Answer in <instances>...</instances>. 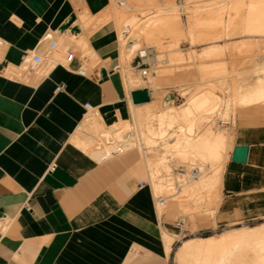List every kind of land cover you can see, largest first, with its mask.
Instances as JSON below:
<instances>
[{"label":"crops","instance_id":"1","mask_svg":"<svg viewBox=\"0 0 264 264\" xmlns=\"http://www.w3.org/2000/svg\"><path fill=\"white\" fill-rule=\"evenodd\" d=\"M110 2L0 0V264H171L174 258L175 232L184 230L185 218L176 225L181 210L171 199L157 213L138 150L96 158L72 141L82 134L84 103L111 127L148 102L133 103V91L150 96L144 86L124 84L116 21L103 20ZM49 41L58 64L47 74L25 80L5 74ZM80 66L84 75L76 72ZM256 107L235 110L209 226L264 218V119ZM235 145L248 147L245 162L231 160ZM166 232L176 235L169 249Z\"/></svg>","mask_w":264,"mask_h":264},{"label":"bare ground","instance_id":"2","mask_svg":"<svg viewBox=\"0 0 264 264\" xmlns=\"http://www.w3.org/2000/svg\"><path fill=\"white\" fill-rule=\"evenodd\" d=\"M110 1L112 5L111 9L109 7L111 13L109 15H105L103 20L112 17L116 21L118 28L117 32L122 29V32H119L122 36L120 43V52L122 57L124 56L123 54L126 53L124 50L125 41L130 37V29L132 27L134 30L136 29V35H142L144 39L152 41L158 40L157 34L160 33V31L165 34L167 33V36L169 34L170 37L175 38H178L183 34V31L181 30L182 28L179 26V16L173 7L169 9V11H166V14H159L162 12L161 9H157L155 11L153 10L151 12L152 15H148L147 17H145V15V18L141 20L136 18L135 15L130 16L128 12L143 8V6L148 4L153 5L155 0L119 1L118 4L124 6L123 9L114 7L112 0ZM165 2L166 5L173 6L172 3H170V0H166ZM197 2H203L202 4L196 6V8L202 12L194 15L193 18H189L191 15H188V19L191 20H189L191 27L189 26L187 28L186 35L192 36L193 40L195 41H211V43L201 48V51L198 53V58L201 57V60L202 57H211L210 60L208 59L211 63L208 65L207 62L205 66L204 64H201L204 62H201L200 64L202 67L199 69L201 71L198 70L199 72L196 73L200 75V72H202V75H216V77L220 78L223 77L225 71L228 70L227 65L222 59V53L228 49L230 52V49L238 50L240 48L243 51H249L253 46L254 41H244L239 44L233 42L235 44L232 45L219 44L216 41L227 39L235 34L264 37V0H197ZM179 10L183 11V8H179ZM192 12L194 13V11ZM194 23L201 24V27L203 28L200 27V30L197 28L198 32L195 31L197 29L192 26ZM78 45L82 46V42H78ZM138 52L142 53L144 51L138 50ZM179 59L181 60L180 55L177 53L175 54L174 51V54L170 56L169 60L177 62ZM17 73V67L11 66L5 70V74L9 76L17 75ZM124 76V84L126 88L131 87L130 85L133 82L132 76L129 73H126ZM135 79L133 80L135 81ZM232 80L233 93L230 96V102L226 104V108L222 116H232L235 114V110L238 106L253 104H258L260 111L264 113V80L259 79L248 88H244L242 91L239 89L240 85L235 84L236 81L234 77H232ZM150 83L152 87H155V82L152 81ZM212 87H214V89L217 88H215V86ZM216 90H218V88ZM211 94L213 98H221V96L214 90H212ZM194 95L189 96L191 98L187 101L185 99L186 102L181 104V108L169 106L165 108L162 107L163 109L159 108L157 111H155L157 106L156 102L148 101L142 105V108L146 107V109L142 110V112H140L141 109L140 111L137 110L141 114H136L137 108H135V114L136 118H145L150 116L148 121L149 124L143 131L145 141L149 144L155 143L156 140L163 139L166 135H168L169 131L175 127H178V129L183 128V131L187 129V133L185 132L181 136L179 134L175 135L177 137L174 139V141L171 143L167 142V145L170 148H174L176 154L182 159L192 157L199 164L200 162H209L214 166L213 171L208 178L200 179V177L203 176V167H200L199 165L198 169L200 173L198 177L188 182H183L192 183L189 184L187 188V191L190 194L198 196L200 193L205 192L207 196L212 189L216 188V186H219L223 162L226 156L225 153L227 151L228 144L231 142V139L230 136H228L225 132L219 130L215 132L207 125L203 126V128L201 127L202 129L197 135L191 137V134H188V132L192 131V127H194V123L191 122L192 120L196 119L197 126H201L200 117L202 118V116L206 115L202 111H206L205 107L210 101V97L205 92L195 96ZM183 123L184 125H182ZM129 128V125L125 124L123 127H116L115 129H112L111 127L105 126L100 119L97 120L96 115H87L80 127L82 134L77 132L72 141L82 150L87 151L90 150L88 149L90 147L88 141L90 137L93 134H99L101 137V142L95 143L90 151L93 157L101 158L103 156L102 148L106 145L110 146L109 143L112 141H121L124 147L133 145L135 135H133L134 137H127ZM118 151L119 150H113L110 155H113L114 152ZM143 160V163H145L146 166H149L148 168L150 169L153 176L157 178L151 188L152 193H157L162 189L161 187L163 182L159 179V172L164 171V162L162 161V158L157 155L144 157L142 161ZM168 197L166 203L170 200ZM215 200L216 199H214V201ZM155 208H157L156 211L158 213L164 207H158L155 205ZM174 237L175 236L173 234L169 235L168 233L163 235L167 249H169ZM176 259L178 264H264V224L253 227L246 226L244 228L230 229L218 234L217 236L186 239L182 241L181 245L178 246L176 250Z\"/></svg>","mask_w":264,"mask_h":264},{"label":"rangeland","instance_id":"3","mask_svg":"<svg viewBox=\"0 0 264 264\" xmlns=\"http://www.w3.org/2000/svg\"><path fill=\"white\" fill-rule=\"evenodd\" d=\"M119 1H123V0H112V4L114 7L117 8L119 7L120 9H123L124 6L119 5L118 4ZM165 1L166 0H155V2L153 3L155 7L152 4H148L143 6V8L131 10L128 13L130 16L135 15L136 18L143 20V18L147 17L148 15H152L151 12L153 10L155 11L157 9H161L162 12H160L159 14H163V13L166 14L167 13L166 11H169V9L173 7L177 15L179 16V26L182 28L181 30L183 31V34L178 38H175V37H170L169 34L167 36V33L165 34L160 31V33L157 34L158 40L152 41V40L144 39L142 35L139 34L136 35V29L134 30L132 27L130 29V35H129L130 37L127 38L125 41L124 50L126 53H124L123 54L124 56L122 57L120 52V57H122L120 58L121 59L120 63H121L123 80L125 77L124 75L126 73H129L133 79L136 78L135 81L132 79L133 82L131 83L130 85L131 87L129 88H134L137 86L140 87L144 86L148 88L150 91V96L147 101L156 102L157 106L155 108V111H157L159 108L161 109L162 107L165 108L169 106H175L177 108H181L182 107L181 104H183V102L185 103L188 99L191 98L189 96L194 94L198 95L204 92L207 93V95L210 97V101L209 104L205 107L206 111L204 110L202 111L206 115L203 114L204 115L202 116L203 119L200 117L201 126L199 127L197 126L196 119L192 120L191 122L194 123L193 124L194 127H192L193 129L192 131H190L191 133L188 132V134H191L190 135L191 137L197 135L199 131L203 128V126L207 125L213 131L215 132L218 130L223 131L229 136L230 134L233 133L235 117L234 115L226 116V117H223L222 115L225 111L226 104L230 102V96L233 93L232 77H234L236 81L235 84L240 85L239 89L241 91L244 90V88H248L250 85L257 82L259 79L264 80V37L235 34L227 39L216 41L219 44H229V45L235 44L233 42H236V44H239L244 41L245 42L254 41V42H253V46L249 51H245V50L243 51L240 48L238 50L230 49L231 50L230 52L234 51L233 53H230L229 49L222 53V59L228 67V70L225 71L223 77L219 78L216 77V75H202L201 74L202 72H200L199 75L196 72L201 71L199 70L202 67L201 64L205 65L208 62L209 65V63H211L209 61L211 57H202L201 60L200 59L201 57L198 58L199 57L198 53L201 51V48L211 43V41H195L193 40L192 36L186 35L187 34L186 30L190 26L189 24L190 19H188V15L189 16L191 15L189 18H193L194 15L201 13L202 11L196 8V6L202 4L203 2H197V0H170V3H172L173 6H169L166 5ZM179 8H183V11H180ZM192 11H194V13ZM196 24L195 23L192 24V26L196 29L197 28L199 29L202 26L201 24H197V25ZM198 29L197 30L194 29V30L198 32ZM119 32L121 33L122 29H120ZM120 33H119V41L121 43L122 36ZM80 49L82 48L80 47ZM120 49H121V44H120ZM145 49H150L151 54H149L145 58V61L148 63L147 74L145 76H141L139 71L133 67L137 60V58H134V56L137 55L138 50H145ZM174 51L175 54L177 53L180 55L181 60L180 59L179 61L176 60L177 62L169 60L170 56L174 54ZM21 69H23V67ZM19 71L20 69H18V73H20ZM17 75L16 76L13 75L11 77H17ZM25 77L27 76H24L22 78L19 77V78L25 80L26 79ZM152 81L156 83L155 87L151 86L150 82ZM212 86H215V88L217 87L219 91L216 90L217 88L214 89V87ZM212 90L217 92L221 96V98H213L211 94ZM140 109L137 108L136 111L139 110L140 112H142V110H145L146 107ZM255 111L260 119H264V113H262V111H260L258 107L255 108ZM136 114H141V113L137 111ZM136 114H135V109L133 110L131 109L130 117H128L127 119H123L127 121L119 122L111 126L112 129H115L116 127H123L125 124H128L130 128L128 130L127 137L129 138L135 135V137L133 136L134 137L133 145L129 146L130 147L129 148V147H124L121 141L120 142L112 141L113 143L112 142L109 143L110 146L106 145L105 147L102 148L103 156L101 158L109 157L110 153L113 150H119L118 152L113 153V155H119L129 149L138 150L141 159H143L144 157H150L154 155L160 156L162 158V161L164 162L165 165L164 171L159 172L160 173L159 179L163 182L161 187L162 189L157 193L154 192L153 196L154 197L158 195L169 196L168 197L169 199L178 202L182 213L178 212L177 215L185 218L184 230L182 231L178 230L177 232H175V234L177 235V241H175V243L173 244V250L175 249L177 250L178 246L181 245L182 241L186 239L217 236L218 234L230 229L232 230L234 228L235 229L244 228L246 226L253 227L260 224H264V218H259L249 221H243L239 224H234L231 226H223V227L209 226L211 225L209 223V219H211L210 216L213 214V209L211 208L216 205V202L218 200V188H217L218 186L212 189L207 196L205 192L200 193L201 195L199 194L198 196L194 194L192 195L187 191L189 184L192 183L191 182L182 183L180 179L181 175L179 174L178 167L182 166L187 169L192 165H195L197 167H199L200 165V167H203V171H202L203 176H201L200 179L201 178L206 179L211 175L214 166L211 165V163L209 162H200L199 164L192 157L182 159L176 154L174 148L168 147L167 142L170 143L173 142L174 139L177 137L175 135L179 134L181 136L185 132L187 133V129L183 131V128L178 129V127H175L171 129L168 135H166L163 139L156 140L155 143H150V144L147 143L145 141L143 131L144 129L147 128L149 124L148 121L150 119V116H147L145 118L144 117L136 118ZM118 121H120V119ZM182 125H184V123ZM174 132L177 134H175ZM88 141L90 146L88 149L91 150V148H93V145L95 143L101 142V137L99 136V134H93ZM232 141H233V136L231 142L227 146V151L225 153L226 156L224 158L225 162L228 157V152H229L228 149L232 144ZM150 145H152L153 147ZM90 150H87V154L89 153L92 155ZM144 167H145L146 179L148 180V183L152 188V185L157 178L153 176L150 169L148 168L149 166H146L145 164ZM214 199L216 200L214 201ZM169 203H171L170 200ZM216 208L214 215L216 213ZM158 213H160V211ZM192 215H195V217L193 219H190ZM176 235L174 236L176 237ZM176 250L174 252V258L172 257L171 264H178L176 259Z\"/></svg>","mask_w":264,"mask_h":264},{"label":"built area","instance_id":"4","mask_svg":"<svg viewBox=\"0 0 264 264\" xmlns=\"http://www.w3.org/2000/svg\"><path fill=\"white\" fill-rule=\"evenodd\" d=\"M47 47L44 51L41 52H31L27 55L25 60L23 61L22 67L20 68V73L15 78L31 76L34 78H40L47 74L56 64H58L57 59H54L52 54L56 47V43L54 41H49L47 43ZM3 45V41L0 39V46ZM144 52H138L134 58H137L134 68H136L141 76H145L147 74V65L148 63L145 61V58L151 54L150 49L143 50ZM73 56L72 51H69L64 56V61L69 62ZM76 72L80 75L85 74V69L83 66H80ZM16 76V75H14ZM19 76V77H18ZM57 87V89H59ZM84 108L86 109V115H96V110L89 103H84ZM179 174L181 175L180 179L183 182H188L190 180L196 179L200 173L197 166L192 165L189 168H184L182 166L178 167ZM168 196L158 195L154 197V204L158 207H165L166 200ZM26 209L29 210V207L26 206ZM183 224V218L179 217L176 220V225L181 226Z\"/></svg>","mask_w":264,"mask_h":264},{"label":"water","instance_id":"5","mask_svg":"<svg viewBox=\"0 0 264 264\" xmlns=\"http://www.w3.org/2000/svg\"><path fill=\"white\" fill-rule=\"evenodd\" d=\"M149 98V93L145 89H138L131 93L133 103L145 102ZM248 147L246 145H235L231 151V160L239 163L246 161Z\"/></svg>","mask_w":264,"mask_h":264}]
</instances>
